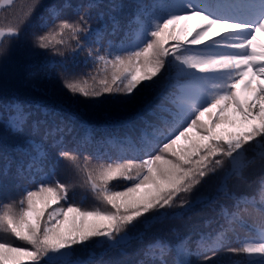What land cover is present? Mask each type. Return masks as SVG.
Instances as JSON below:
<instances>
[{
	"label": "snow or ice",
	"instance_id": "6c2138e0",
	"mask_svg": "<svg viewBox=\"0 0 264 264\" xmlns=\"http://www.w3.org/2000/svg\"><path fill=\"white\" fill-rule=\"evenodd\" d=\"M12 3L0 0V7ZM36 3L29 5L25 18ZM65 7L52 5L51 26L41 17L40 27L47 30L33 34L35 48L62 58L71 50L73 64L86 51L85 66L90 62L92 72L77 73L64 60L58 62L65 88L91 99L117 94L130 103L142 85L153 88L157 77H166L165 86L174 91L164 99L172 107L161 106L168 118L151 113L162 119L163 128L142 120L145 127L130 155L121 153L103 162L93 164L88 156L81 160L79 147H62L59 125L56 136L51 127L46 133L57 145L55 156L43 141L20 146L29 156L27 171L34 170L40 179H33L37 187L26 189L18 202L0 204V230L14 238L0 239V264H41L44 258L45 264H106L103 255L124 251L158 225L209 211L219 218L205 220V226L217 225L213 231L200 233L194 242L177 235L174 246L157 237L145 246L144 256L156 251L163 256L175 247L185 257L178 264H196L202 256L215 264L213 257L221 251L244 256L238 264H264V42H258L264 35V0H152L150 5L139 0L138 13L119 43L105 42L106 35L120 31L117 22L111 32L94 30L88 12L62 18ZM86 7L95 4L90 0ZM19 35L18 25L0 26V52ZM32 120V111L24 105L9 108L11 130L21 132ZM60 161L67 162L70 174L82 177L98 203L84 206L87 197L80 204L69 202L74 183L55 179ZM256 168L262 173L258 200L233 190L250 184L249 174ZM24 171L25 165L19 164L18 172ZM117 180L130 186L114 190L112 182ZM213 183V191L205 193L203 188ZM257 204L259 218L249 222L248 206ZM238 229L251 234L237 236L238 246L232 247L229 233ZM98 247L103 249L99 260L94 259ZM77 252L88 256L81 258Z\"/></svg>",
	"mask_w": 264,
	"mask_h": 264
},
{
	"label": "trees",
	"instance_id": "16d2710c",
	"mask_svg": "<svg viewBox=\"0 0 264 264\" xmlns=\"http://www.w3.org/2000/svg\"><path fill=\"white\" fill-rule=\"evenodd\" d=\"M33 0H13L11 5L0 7V26L18 25L20 35L5 46V51L0 52V170L10 164L5 175H0V204L18 202L24 195L26 189L34 190L39 182L38 173L27 171L29 156L19 151L20 146L27 148L28 145L43 141L44 145L56 155L57 145L53 139L46 135L51 127L53 135L59 125L61 132L59 140L61 146L68 150L80 149L81 160L88 156L93 164L106 161L109 158H116L121 153L131 154L133 146H138L141 129L145 127L142 120L150 123H158L163 128V122L152 116L156 112L161 118H168V113L162 111L164 108H171L172 105L164 98L169 96L174 89L167 88V78L157 77L159 83L153 88L145 89L141 86L140 92L136 94L132 102H126L125 98L117 94H105L99 98L91 99L83 96H74L65 88L60 75L58 62L64 60L70 69L77 73L86 74L92 72L91 63L85 66L87 53L80 52L77 62L73 64L71 50L66 52V58L54 55L51 51L37 49L34 46V33L40 34L47 29L40 27L41 17L48 19L51 26L49 8L52 5L64 8L62 18L76 19L78 12L90 14V26L92 29H101L105 33L111 32L114 21L119 24L120 31L115 36H105V42L112 39L119 43L124 32L138 13L137 4L139 0H92L95 7L89 9L86 6L90 0H38L35 10L31 16L25 18V13ZM151 4L152 0H144ZM148 11H152L151 8ZM195 22H193L194 24ZM73 45L75 42H71ZM98 45H93L96 47ZM164 76V74H161ZM151 83V82H145ZM13 104H21L30 109L33 120L23 131L15 132L7 124L9 108ZM39 121L37 125L36 121ZM151 131V129H149ZM130 141V142H129ZM251 155V153L249 154ZM25 165L24 172H18V165ZM66 161H60L56 168L55 179L62 183L70 180L74 187L69 192L70 201L80 204L82 197L84 206L91 207L98 203L87 186L83 184L82 177L70 174ZM51 167V165H49ZM259 168L249 174L250 184L234 186L233 190L247 193L249 197L256 196L260 188L259 179L261 176ZM130 186V182L117 180L112 182L114 190H124ZM215 184L203 188L205 193H211ZM66 206L64 201L61 202ZM232 208V202H228ZM57 207V205H53ZM259 205H249L245 215L249 222L259 218ZM218 220L215 213L208 212L204 216L193 215L191 217L178 218L176 221L166 225L155 227L142 240L133 241L124 251L113 250L103 255L106 264H139L141 260L166 259L168 264H178V261L185 257L178 253L173 247L170 253L163 256L156 251L152 257L144 256L145 246L153 239L159 237L171 245L176 244L177 235L181 238L191 237L192 241L198 239L200 233L213 231L217 225L213 223L205 226V220ZM247 229H238L236 233H229L230 246H238L237 236L240 239L250 235ZM0 239H13L9 233L0 230ZM17 246L23 242L14 241ZM91 247V242L89 243ZM195 251V244L191 245ZM103 252L102 248L95 249L94 259L99 260ZM211 256V253H206ZM77 256L87 258V252H77ZM44 258L41 264H45ZM192 259L196 261V257ZM244 256H236L226 251H221L213 257L215 264H238ZM196 264H208L203 256Z\"/></svg>",
	"mask_w": 264,
	"mask_h": 264
},
{
	"label": "rangeland",
	"instance_id": "374dc122",
	"mask_svg": "<svg viewBox=\"0 0 264 264\" xmlns=\"http://www.w3.org/2000/svg\"><path fill=\"white\" fill-rule=\"evenodd\" d=\"M261 36H264V35H259L258 36V40L261 38ZM259 42V41H258ZM225 127H227V126H225ZM229 130H234V129H229Z\"/></svg>",
	"mask_w": 264,
	"mask_h": 264
}]
</instances>
